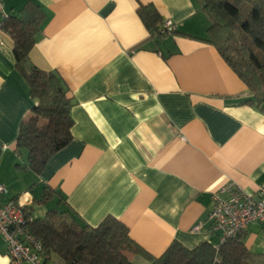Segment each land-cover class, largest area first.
<instances>
[{
	"label": "crops",
	"instance_id": "0c3cea01",
	"mask_svg": "<svg viewBox=\"0 0 264 264\" xmlns=\"http://www.w3.org/2000/svg\"><path fill=\"white\" fill-rule=\"evenodd\" d=\"M2 2L7 18L32 3L43 12L30 60L61 77L74 120L72 141L41 174L30 169L17 138L35 101L0 12L3 199L25 204L35 218L57 209L98 226L112 215L153 256L173 241L217 244L209 222L214 193L233 181L256 196L264 184V114L244 103L248 87L206 40L210 23L200 1ZM142 4L173 20L176 32L152 35L138 12ZM45 190L54 192L48 201ZM243 239L264 254L261 224H250ZM0 264H16L2 236ZM44 264L64 262L53 256Z\"/></svg>",
	"mask_w": 264,
	"mask_h": 264
},
{
	"label": "trees",
	"instance_id": "16d2710c",
	"mask_svg": "<svg viewBox=\"0 0 264 264\" xmlns=\"http://www.w3.org/2000/svg\"><path fill=\"white\" fill-rule=\"evenodd\" d=\"M199 1L210 23L206 40L217 46L248 87L250 97L244 103L264 114V0ZM138 12L152 35H166L161 32L164 20L154 5L142 4ZM43 16L32 3L2 24L13 37L16 66L26 77L35 101L30 115L21 123L17 150H27L28 167L37 174L72 141L74 125L72 98L61 77L36 67L30 60ZM53 193L45 190L43 201L50 200ZM26 210L29 227L42 241L44 251L64 264H135L131 255L143 257L148 264H264V254L246 246L244 231L218 248L209 241L194 248L173 241L161 256H153L131 237L127 225L112 215L98 226H91L79 223L69 211L52 209L45 217L35 218L31 210Z\"/></svg>",
	"mask_w": 264,
	"mask_h": 264
},
{
	"label": "built area",
	"instance_id": "2783aa9c",
	"mask_svg": "<svg viewBox=\"0 0 264 264\" xmlns=\"http://www.w3.org/2000/svg\"><path fill=\"white\" fill-rule=\"evenodd\" d=\"M0 12H4L3 2L0 0ZM177 24L171 20H164L161 32L172 34ZM7 188L0 183V236L8 245V256L16 264L29 262L31 264H44L50 256L44 251L43 243L32 232L28 222L27 206L17 200H4ZM214 207L209 215L210 232L219 233V247L229 238L237 237L252 223H259L264 228V184L256 196L248 193L236 182L230 181L222 186L213 195ZM201 225L194 226L198 231Z\"/></svg>",
	"mask_w": 264,
	"mask_h": 264
}]
</instances>
